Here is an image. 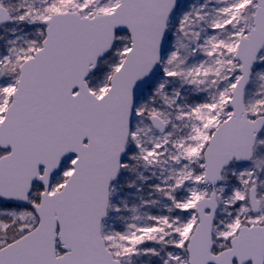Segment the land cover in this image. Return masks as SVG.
<instances>
[{
  "label": "snow or ice",
  "instance_id": "1",
  "mask_svg": "<svg viewBox=\"0 0 264 264\" xmlns=\"http://www.w3.org/2000/svg\"><path fill=\"white\" fill-rule=\"evenodd\" d=\"M0 264H264V0H0Z\"/></svg>",
  "mask_w": 264,
  "mask_h": 264
}]
</instances>
